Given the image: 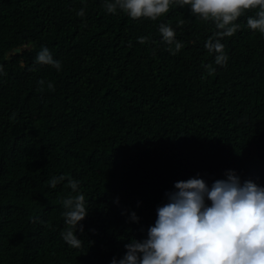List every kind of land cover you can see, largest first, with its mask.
Listing matches in <instances>:
<instances>
[{
	"label": "trees",
	"instance_id": "1",
	"mask_svg": "<svg viewBox=\"0 0 264 264\" xmlns=\"http://www.w3.org/2000/svg\"><path fill=\"white\" fill-rule=\"evenodd\" d=\"M103 4L0 0V264H111L132 239L147 238L176 182L210 187L233 170L264 187V36L246 26L254 12L221 39L229 57L221 67L204 47L214 23L189 6L152 21ZM162 23L184 44L175 56ZM42 46L59 72L35 63ZM40 79L55 91H40ZM60 175L85 196L79 249L61 236L62 200L76 193L67 180L48 185Z\"/></svg>",
	"mask_w": 264,
	"mask_h": 264
},
{
	"label": "clouds",
	"instance_id": "2",
	"mask_svg": "<svg viewBox=\"0 0 264 264\" xmlns=\"http://www.w3.org/2000/svg\"><path fill=\"white\" fill-rule=\"evenodd\" d=\"M190 7L192 16L204 22H212L217 31L204 44L208 53H215V64L226 67L228 55L221 39L233 36L241 25L236 21L247 12L246 26L264 36V0H104L103 7L109 14L118 10L131 19L158 20L172 7ZM82 7L77 16L84 17ZM184 20H179L181 27ZM159 32L166 43L167 51L175 56L184 47L176 40L175 30L160 24ZM148 37H139L144 44ZM35 63L50 65L59 72L62 64L53 58L47 47L38 52ZM208 74L215 69L202 65ZM29 68V71H35ZM0 75H7L0 65ZM39 90L55 91L52 81L40 79ZM15 119V114L10 118ZM67 180L65 187L76 195L62 200V213L66 230L61 232L63 240L72 248L79 249L82 240L75 234L77 226L88 213L85 196L78 192V181L65 175L53 176L48 185L56 188ZM175 191L167 192L168 202L156 209L157 218L147 230V238L132 239L125 245L122 258L115 257L111 264H264V187L252 181L241 183L233 171L226 172V179L215 180L211 186L201 178H190L174 184ZM210 201V206L207 203ZM118 203V201H117ZM131 221L139 217L131 213ZM50 226V225H49Z\"/></svg>",
	"mask_w": 264,
	"mask_h": 264
},
{
	"label": "water",
	"instance_id": "3",
	"mask_svg": "<svg viewBox=\"0 0 264 264\" xmlns=\"http://www.w3.org/2000/svg\"><path fill=\"white\" fill-rule=\"evenodd\" d=\"M18 51V49H15V52H17Z\"/></svg>",
	"mask_w": 264,
	"mask_h": 264
}]
</instances>
